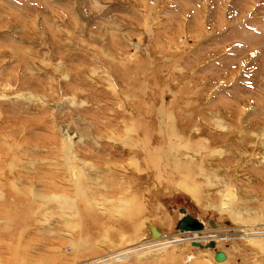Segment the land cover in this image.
Wrapping results in <instances>:
<instances>
[{
    "label": "rangeland",
    "instance_id": "obj_1",
    "mask_svg": "<svg viewBox=\"0 0 264 264\" xmlns=\"http://www.w3.org/2000/svg\"><path fill=\"white\" fill-rule=\"evenodd\" d=\"M261 241L264 0H0V264H264Z\"/></svg>",
    "mask_w": 264,
    "mask_h": 264
},
{
    "label": "water",
    "instance_id": "obj_2",
    "mask_svg": "<svg viewBox=\"0 0 264 264\" xmlns=\"http://www.w3.org/2000/svg\"><path fill=\"white\" fill-rule=\"evenodd\" d=\"M181 212H184V214L178 219L176 226L178 229H189V228H196V229H201L203 226V223L201 220L197 219L194 217L192 214L185 212V208L181 207L180 208ZM212 224L213 221H211ZM148 228L150 231V235L156 236L160 235L161 231L157 228L155 224H148ZM193 244L198 245V246H209V247H214L215 246V241L213 239L209 240L205 244L198 242V241H193ZM226 254L223 250L220 249H215L214 252V258L215 260H223L225 258Z\"/></svg>",
    "mask_w": 264,
    "mask_h": 264
},
{
    "label": "bare ground",
    "instance_id": "obj_3",
    "mask_svg": "<svg viewBox=\"0 0 264 264\" xmlns=\"http://www.w3.org/2000/svg\"><path fill=\"white\" fill-rule=\"evenodd\" d=\"M181 213H183V212H181ZM203 223V226H202V228L201 229H196V228H189V229H178L180 232H183V233H188V232H198L199 230H202V229H204V227H205V224H204V222H202ZM148 224H154V223H146L145 224V236H144V238L142 239V245H148V244H146L147 242H150V241H154V240H160V239H163V236H164V231L162 230V228H160V226H158L157 224H155L156 226H157V228L159 229V230H161V234L158 236V235H156V236H152V235H150V231H149V228H148ZM177 230V231H178ZM180 232H178V233H180ZM178 238H179V236H178ZM169 242V241H168ZM262 242V241H261ZM264 244V241L262 242V245ZM261 245V246H262ZM205 246V245H204ZM203 246V247H204ZM264 246V245H263ZM217 249V248H216ZM168 253V252H167ZM216 262H222L221 260H215Z\"/></svg>",
    "mask_w": 264,
    "mask_h": 264
},
{
    "label": "flooded vegetation",
    "instance_id": "obj_4",
    "mask_svg": "<svg viewBox=\"0 0 264 264\" xmlns=\"http://www.w3.org/2000/svg\"><path fill=\"white\" fill-rule=\"evenodd\" d=\"M185 212H187V209H185ZM183 213H184V212H183ZM211 221H213V220L210 219V220H209V223H210L212 226L216 225V223H215L214 221H213L214 224H212ZM204 224H205V223H204Z\"/></svg>",
    "mask_w": 264,
    "mask_h": 264
}]
</instances>
